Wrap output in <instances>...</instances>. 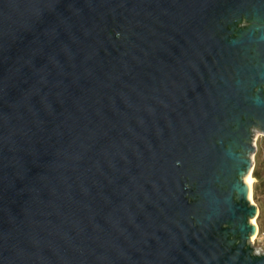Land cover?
Listing matches in <instances>:
<instances>
[{
    "label": "water",
    "instance_id": "obj_1",
    "mask_svg": "<svg viewBox=\"0 0 264 264\" xmlns=\"http://www.w3.org/2000/svg\"><path fill=\"white\" fill-rule=\"evenodd\" d=\"M264 0H0V264H264Z\"/></svg>",
    "mask_w": 264,
    "mask_h": 264
},
{
    "label": "rangeland",
    "instance_id": "obj_2",
    "mask_svg": "<svg viewBox=\"0 0 264 264\" xmlns=\"http://www.w3.org/2000/svg\"><path fill=\"white\" fill-rule=\"evenodd\" d=\"M255 153L251 171V199L258 206V215L255 223L258 232L251 242L256 249L264 251V135H258L255 140Z\"/></svg>",
    "mask_w": 264,
    "mask_h": 264
},
{
    "label": "bare ground",
    "instance_id": "obj_3",
    "mask_svg": "<svg viewBox=\"0 0 264 264\" xmlns=\"http://www.w3.org/2000/svg\"><path fill=\"white\" fill-rule=\"evenodd\" d=\"M249 179H250V193H251V180H252V178H251V175L249 174ZM250 196H251V194H250ZM255 220V219H254ZM255 222V221H254ZM257 225V224H256ZM258 227V226H257ZM256 232H258V229H257V231ZM256 234L257 233H255L254 235H253V237L251 238V242L254 240V238H255V236H256ZM260 250V249H259Z\"/></svg>",
    "mask_w": 264,
    "mask_h": 264
},
{
    "label": "built area",
    "instance_id": "obj_4",
    "mask_svg": "<svg viewBox=\"0 0 264 264\" xmlns=\"http://www.w3.org/2000/svg\"><path fill=\"white\" fill-rule=\"evenodd\" d=\"M264 243V242H263ZM264 245V244H263Z\"/></svg>",
    "mask_w": 264,
    "mask_h": 264
}]
</instances>
